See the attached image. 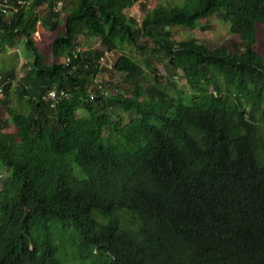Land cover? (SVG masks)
<instances>
[{
    "label": "trees",
    "instance_id": "obj_1",
    "mask_svg": "<svg viewBox=\"0 0 264 264\" xmlns=\"http://www.w3.org/2000/svg\"><path fill=\"white\" fill-rule=\"evenodd\" d=\"M140 3L0 0V61L33 55L0 63V264H264V0ZM212 16L229 40L173 39Z\"/></svg>",
    "mask_w": 264,
    "mask_h": 264
},
{
    "label": "rangeland",
    "instance_id": "obj_2",
    "mask_svg": "<svg viewBox=\"0 0 264 264\" xmlns=\"http://www.w3.org/2000/svg\"><path fill=\"white\" fill-rule=\"evenodd\" d=\"M143 3H140L139 5H135L129 12H128V17H135L138 21H140L143 16L146 14V12L150 8V3L152 0H141ZM59 24H63V16L61 15L60 19L58 20ZM42 30L47 32V36L52 40L56 37L55 34L49 33V30L45 24H42ZM173 34V39L175 41H178L179 39H188V40H193L197 43H206L210 47H215L224 41L229 40L231 37L229 35V29L228 26L220 22L217 17L212 16L208 19H204L199 21L195 27L192 30H184L183 28L177 27V28H172L171 30ZM261 40L264 42V31L261 33ZM77 47L80 49V47L84 48H89L90 50H101V46L99 44V40L95 39L91 42H87L86 39H77ZM47 44L44 43V56L46 60L50 59V49L49 46H46ZM13 52L16 53V58L13 56ZM128 55L136 56V53L133 51L130 53L129 50L124 51ZM8 54H6V58H8L9 61H14L15 63V75L17 77L16 81L10 82L11 87L16 88L19 85L18 78L23 76L27 72L25 68H21L22 65L29 63L32 61L33 55L31 52L27 51L24 47V42L22 39H19L17 41L16 47L14 49H8L7 51ZM121 51H111L110 53H107L103 63V67H111L112 64L114 63L115 59L121 54ZM9 61L5 59L4 61H0V63H3L5 65H8ZM145 69V67H143ZM1 71V70H0ZM145 71H147L145 69ZM100 81L107 82L110 78V75L108 72H104L98 76ZM170 79L175 83L174 87H170L168 89V92L172 95H176V92L180 91L183 92V94H188L190 93V89L187 86L185 80L182 77V73L178 72L176 76L170 77ZM114 82H117V79L114 80ZM163 84V83H162ZM13 92L11 89L8 91V95L15 99L16 97H13ZM0 93V97H1ZM112 115H114V118H122V121L126 123L128 119L133 117V113L130 114H121L116 111L109 110ZM8 130H6L7 132ZM5 178L4 175L0 176V181H3Z\"/></svg>",
    "mask_w": 264,
    "mask_h": 264
},
{
    "label": "built area",
    "instance_id": "obj_3",
    "mask_svg": "<svg viewBox=\"0 0 264 264\" xmlns=\"http://www.w3.org/2000/svg\"><path fill=\"white\" fill-rule=\"evenodd\" d=\"M61 97L64 96L63 93H60L59 94ZM55 91H51L49 94H48V99H50L51 101H56L59 97V96Z\"/></svg>",
    "mask_w": 264,
    "mask_h": 264
}]
</instances>
